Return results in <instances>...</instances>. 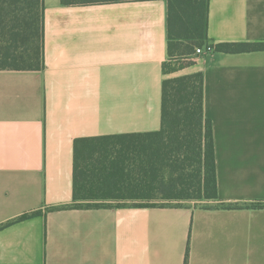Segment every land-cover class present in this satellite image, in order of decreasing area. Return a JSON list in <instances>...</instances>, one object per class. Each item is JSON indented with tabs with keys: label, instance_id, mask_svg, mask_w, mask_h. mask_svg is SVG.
Listing matches in <instances>:
<instances>
[{
	"label": "crops",
	"instance_id": "obj_1",
	"mask_svg": "<svg viewBox=\"0 0 264 264\" xmlns=\"http://www.w3.org/2000/svg\"><path fill=\"white\" fill-rule=\"evenodd\" d=\"M167 19L43 0V67L0 69V264H264V50L216 49L264 41V0H207L213 51L170 74ZM196 72L215 203L73 205L75 139L159 130L163 80Z\"/></svg>",
	"mask_w": 264,
	"mask_h": 264
},
{
	"label": "trees",
	"instance_id": "obj_2",
	"mask_svg": "<svg viewBox=\"0 0 264 264\" xmlns=\"http://www.w3.org/2000/svg\"><path fill=\"white\" fill-rule=\"evenodd\" d=\"M114 1L122 0L61 3ZM167 2L169 57L175 52L193 54L206 42L207 0ZM43 39V0H0V69H41ZM216 49L264 50V41L224 42ZM167 66L168 62L163 63L165 73ZM72 194L75 206H100L104 205L101 200L109 198L137 206L165 205L144 201L215 200L214 142L211 123L203 114L202 73L163 80L159 130L75 139Z\"/></svg>",
	"mask_w": 264,
	"mask_h": 264
},
{
	"label": "rangeland",
	"instance_id": "obj_3",
	"mask_svg": "<svg viewBox=\"0 0 264 264\" xmlns=\"http://www.w3.org/2000/svg\"><path fill=\"white\" fill-rule=\"evenodd\" d=\"M192 43H195L194 41H190ZM183 49V47H180L179 51H181ZM192 54H189L188 56L185 55H181L179 54V52H175L172 56L169 57L168 60V66H167V71L168 73H172L174 71H176L177 69H179L184 63L188 62L187 59H189L188 57H191ZM103 201V202H102ZM122 200H118V199H107V200H101L102 204H122L123 202H121ZM80 203H84L83 201ZM141 203V202H140ZM142 203H156V204H176V203H189V204H195V205H212L213 203H215V201L212 198H201V199H188V200H181V201H153V202H142Z\"/></svg>",
	"mask_w": 264,
	"mask_h": 264
},
{
	"label": "built area",
	"instance_id": "obj_4",
	"mask_svg": "<svg viewBox=\"0 0 264 264\" xmlns=\"http://www.w3.org/2000/svg\"><path fill=\"white\" fill-rule=\"evenodd\" d=\"M213 51V47L211 44H206L204 46H199V47H196L195 48V51H194V55H202V54H205V53H210Z\"/></svg>",
	"mask_w": 264,
	"mask_h": 264
}]
</instances>
